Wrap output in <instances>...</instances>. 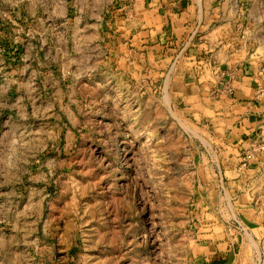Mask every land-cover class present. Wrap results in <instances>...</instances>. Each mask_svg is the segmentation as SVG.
Segmentation results:
<instances>
[{
	"label": "rangeland",
	"instance_id": "374dc122",
	"mask_svg": "<svg viewBox=\"0 0 264 264\" xmlns=\"http://www.w3.org/2000/svg\"><path fill=\"white\" fill-rule=\"evenodd\" d=\"M61 1L0 0V116L20 115L9 136L24 154L22 188L0 196V264H194L198 237L223 227L208 214L233 215L216 193L221 147L174 99L172 75L145 85L43 63L68 61L71 43L75 61H95L67 39ZM214 3L227 31L213 35L264 71V0Z\"/></svg>",
	"mask_w": 264,
	"mask_h": 264
},
{
	"label": "crops",
	"instance_id": "0c3cea01",
	"mask_svg": "<svg viewBox=\"0 0 264 264\" xmlns=\"http://www.w3.org/2000/svg\"><path fill=\"white\" fill-rule=\"evenodd\" d=\"M214 2L62 0L67 39L79 35L80 56L92 58L88 50L94 49L95 61H75L79 54L71 43L62 48L68 61L43 63L55 72L67 65L79 72L101 66L114 80L145 85L151 83L152 71L160 78L172 75L174 99L221 147L222 186L216 193L225 190L233 212L232 219L214 223L208 214V227H223L214 233L210 227L198 237L194 264H264V71L261 61L237 60L240 50L232 51L226 34L223 40L213 35L227 31L226 25H215L219 12ZM49 33L52 49L60 33ZM18 118L14 111L0 116V196L22 188L18 179L24 154L9 136ZM7 161L10 165L4 166ZM201 209L212 210L211 202Z\"/></svg>",
	"mask_w": 264,
	"mask_h": 264
},
{
	"label": "built area",
	"instance_id": "2783aa9c",
	"mask_svg": "<svg viewBox=\"0 0 264 264\" xmlns=\"http://www.w3.org/2000/svg\"><path fill=\"white\" fill-rule=\"evenodd\" d=\"M260 148H261V150H263V149H264V147H263V146H260Z\"/></svg>",
	"mask_w": 264,
	"mask_h": 264
}]
</instances>
